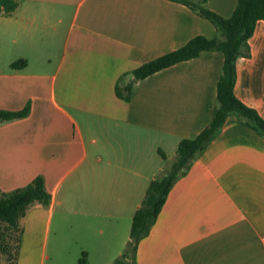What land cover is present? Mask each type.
<instances>
[{"label":"crops","instance_id":"crops-1","mask_svg":"<svg viewBox=\"0 0 264 264\" xmlns=\"http://www.w3.org/2000/svg\"><path fill=\"white\" fill-rule=\"evenodd\" d=\"M13 1L0 14V108L29 102V113L0 122V189L41 175L50 194L26 212L17 264H111L149 181L209 122L223 55L158 69L128 100L116 86L124 93L134 68L215 28L174 0ZM205 1L224 17L236 4ZM248 48L233 90L264 119L263 19ZM263 241L264 137L229 113L173 182L135 260L264 264Z\"/></svg>","mask_w":264,"mask_h":264},{"label":"trees","instance_id":"trees-1","mask_svg":"<svg viewBox=\"0 0 264 264\" xmlns=\"http://www.w3.org/2000/svg\"><path fill=\"white\" fill-rule=\"evenodd\" d=\"M174 1L185 4L208 19L215 28V35L210 38L195 35L182 46L140 64L131 71L133 80L125 84V92H121L116 86V94L128 100L135 80L175 62L194 57L203 50H218L223 55V61L216 83L215 103L209 122L196 134L181 138L176 145L174 158L167 162L160 175L149 181L139 206L131 215L128 239L111 264H137V243L154 223L173 182L186 171L193 155L206 146L229 113H234L241 122L250 125L264 137V119L253 108L240 101L233 90L235 60L249 54L248 37L255 21L264 20V0H236L232 13L227 17L209 9L205 0ZM14 6L13 0H0V14L10 13ZM24 64L23 59H18L11 66ZM28 113L29 102L17 110L0 108V122L21 118ZM160 154L163 157L161 152ZM49 201L50 194L41 175L34 176L23 186L10 190L0 189V264H17L26 212L35 205H46ZM78 262H84L83 256Z\"/></svg>","mask_w":264,"mask_h":264},{"label":"built area","instance_id":"built-area-1","mask_svg":"<svg viewBox=\"0 0 264 264\" xmlns=\"http://www.w3.org/2000/svg\"><path fill=\"white\" fill-rule=\"evenodd\" d=\"M263 243H264V241H263Z\"/></svg>","mask_w":264,"mask_h":264}]
</instances>
